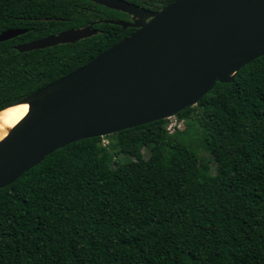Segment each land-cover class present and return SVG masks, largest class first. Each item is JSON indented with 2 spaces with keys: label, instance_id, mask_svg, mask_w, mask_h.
Masks as SVG:
<instances>
[{
  "label": "trees",
  "instance_id": "obj_1",
  "mask_svg": "<svg viewBox=\"0 0 264 264\" xmlns=\"http://www.w3.org/2000/svg\"><path fill=\"white\" fill-rule=\"evenodd\" d=\"M76 3L0 0V32L27 29L0 42V109L120 39L102 24L86 40L13 47L80 26ZM52 17L69 20L42 19ZM196 105L176 115L180 130L162 119L115 133L109 147L81 139L0 188V264H264V55Z\"/></svg>",
  "mask_w": 264,
  "mask_h": 264
},
{
  "label": "water",
  "instance_id": "obj_2",
  "mask_svg": "<svg viewBox=\"0 0 264 264\" xmlns=\"http://www.w3.org/2000/svg\"><path fill=\"white\" fill-rule=\"evenodd\" d=\"M93 1L137 12L120 0ZM148 15L87 63L6 106L28 109L0 140V188L72 142L175 117L264 55V0H173ZM25 32L5 29L0 42ZM93 33L70 28L14 48L43 49Z\"/></svg>",
  "mask_w": 264,
  "mask_h": 264
},
{
  "label": "flooded vegetation",
  "instance_id": "obj_3",
  "mask_svg": "<svg viewBox=\"0 0 264 264\" xmlns=\"http://www.w3.org/2000/svg\"><path fill=\"white\" fill-rule=\"evenodd\" d=\"M79 1H80L79 4H77V3L75 4V8H76L75 15H76V18L81 25L77 26V27H67V28L59 30L57 32L50 33V34H47L44 36L56 34L58 32H61V31H64V30H67L70 28H82L85 26H89L91 30L95 31V33L78 40V41H82V40H86V39L92 38V37L100 34L102 32L100 25L109 24V25L117 26L118 34H120V36H121L119 40H121L122 38L128 36L130 33H132L133 31L136 30V27H133L130 24L144 23V22L149 21L151 19V17L148 15V13H152V12H156V11L160 10L161 8H163L165 5H167L169 2H171L173 0L169 1L168 3H165L166 0H120V1L127 2L129 4L136 6L137 7L136 13L125 11L122 9H117L114 7H109V6L97 3L93 0H79ZM42 19H44V20L57 19V20H60L62 22H66L69 20L68 17H52V18H42ZM66 23H68V22H66ZM20 29H26V28H20ZM115 30H116V28L112 29V32H114ZM26 32H27V29H26ZM44 36H42V37H44ZM42 37H38V38H42ZM38 38H35V39H38ZM32 40H34V39H32ZM78 41H76V42H78ZM118 41H116V42H118ZM26 42H29V41H26ZM26 42H23V43H26ZM19 44H22V43H19ZM15 45H18V44H15ZM107 48H105V49H107ZM104 50H102V51H104ZM101 52H99V53H101ZM97 55H95V56H97ZM83 64H85V63H83ZM83 64H81V65H83ZM81 65H79V66H81ZM79 66H77L76 68H78ZM76 68H74V69H76ZM73 70H71V71H73Z\"/></svg>",
  "mask_w": 264,
  "mask_h": 264
},
{
  "label": "bare ground",
  "instance_id": "obj_4",
  "mask_svg": "<svg viewBox=\"0 0 264 264\" xmlns=\"http://www.w3.org/2000/svg\"><path fill=\"white\" fill-rule=\"evenodd\" d=\"M27 109V103H19L0 110V140L26 114Z\"/></svg>",
  "mask_w": 264,
  "mask_h": 264
},
{
  "label": "rangeland",
  "instance_id": "obj_5",
  "mask_svg": "<svg viewBox=\"0 0 264 264\" xmlns=\"http://www.w3.org/2000/svg\"><path fill=\"white\" fill-rule=\"evenodd\" d=\"M195 110H198L200 108L199 105H194L193 106ZM177 120V124H180L179 127H177V129H182L184 127V120L181 119V118H171L169 120H167V122L171 123L173 122L174 120ZM115 138V134H110V135H106V136H102L100 137V140L99 142H101V145L102 146H105V147H109V143L112 141V139ZM152 149L151 148H147V147H144V149H142V152H143V156L144 158H147L150 156L151 154V151ZM201 157L203 159H208V158H211L212 159V156L210 154H208L207 152H205L204 150H201V153H200ZM116 160L118 162H120L122 165L123 164H126V163H129V162H133L135 159L133 157H128V156H125L124 154H119L117 157H116ZM211 167L214 168L215 167V160L212 159L211 161Z\"/></svg>",
  "mask_w": 264,
  "mask_h": 264
},
{
  "label": "built area",
  "instance_id": "obj_6",
  "mask_svg": "<svg viewBox=\"0 0 264 264\" xmlns=\"http://www.w3.org/2000/svg\"><path fill=\"white\" fill-rule=\"evenodd\" d=\"M173 118H177L176 116L175 117H173ZM167 120H169V119H167ZM180 126V124H177V120L175 119L173 122H171V123H169V122H167L166 123V130L169 132V133H172V132H174L176 129H177V127H179Z\"/></svg>",
  "mask_w": 264,
  "mask_h": 264
}]
</instances>
